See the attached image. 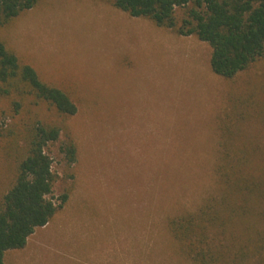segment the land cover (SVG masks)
<instances>
[{
	"label": "rangeland",
	"instance_id": "rangeland-1",
	"mask_svg": "<svg viewBox=\"0 0 264 264\" xmlns=\"http://www.w3.org/2000/svg\"><path fill=\"white\" fill-rule=\"evenodd\" d=\"M0 38L78 108L64 116L36 107L63 128L46 151L54 195L69 198L4 264H193L167 220L216 194L221 142L253 138L264 146V57L220 77L207 43L109 0H38ZM5 108L0 100V128L9 133L19 117ZM238 126L249 137L238 136ZM70 139L73 164L61 153ZM8 141L0 139V196L16 172V154L3 149Z\"/></svg>",
	"mask_w": 264,
	"mask_h": 264
},
{
	"label": "trees",
	"instance_id": "trees-1",
	"mask_svg": "<svg viewBox=\"0 0 264 264\" xmlns=\"http://www.w3.org/2000/svg\"><path fill=\"white\" fill-rule=\"evenodd\" d=\"M109 1L132 17L207 43L211 69L220 77L234 78L264 57V0ZM37 3L0 0V31ZM0 100L8 103L5 115L19 117L9 133L0 128V139H9L3 149L17 156L14 180L0 196L4 264L6 253L25 248L30 236L49 224L69 198V193L54 195L56 176L46 151L60 140L63 128L40 118L36 107L49 105L64 116H74L78 108L66 90L41 77L2 38ZM236 134L249 137L239 126ZM253 141L221 142L214 164L216 194L167 220L171 238L193 264H264V146ZM61 153L68 164L76 162L71 139L62 144Z\"/></svg>",
	"mask_w": 264,
	"mask_h": 264
}]
</instances>
